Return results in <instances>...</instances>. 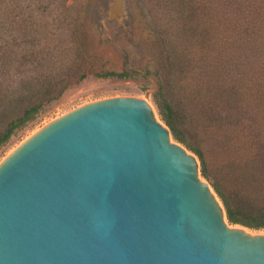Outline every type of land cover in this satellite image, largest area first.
Returning a JSON list of instances; mask_svg holds the SVG:
<instances>
[{"label":"water","instance_id":"water-1","mask_svg":"<svg viewBox=\"0 0 264 264\" xmlns=\"http://www.w3.org/2000/svg\"><path fill=\"white\" fill-rule=\"evenodd\" d=\"M203 179L146 99L81 106L1 162L0 264H264Z\"/></svg>","mask_w":264,"mask_h":264},{"label":"trees","instance_id":"trees-1","mask_svg":"<svg viewBox=\"0 0 264 264\" xmlns=\"http://www.w3.org/2000/svg\"><path fill=\"white\" fill-rule=\"evenodd\" d=\"M41 1L0 0V149L19 130L34 123L40 112L71 85L91 75L103 79L133 77L125 71L107 69L103 64L96 67L83 63L85 65L80 66L84 69L78 66L77 78L73 80L74 76L70 75L75 63L72 54L84 41L68 19L72 20L81 0H71L68 6L62 0L55 5L57 10L49 9ZM148 1L158 13L152 17L158 43L165 52V61L158 63L153 71L146 68L156 85L151 98L161 122L169 129L172 139L198 159L200 174L220 200L228 223L264 230V107L256 111L253 106L246 110L247 105H244L230 115L221 117L219 114L222 105L231 106L243 100L246 94L239 84L247 80L253 70L264 73V0ZM221 9L227 13L224 18L229 20L215 26ZM55 15L58 17L56 26L51 28L50 17ZM58 31L64 33L57 34ZM217 34L220 41L213 39ZM206 43L215 48L200 62L210 59L204 67L208 71L212 68L214 75L213 78L209 75L207 90L197 96V78L193 75L200 77L202 72L199 64L195 70L194 57L197 59L198 51L204 52ZM221 48L223 59L213 58L214 49L219 55ZM226 49L233 51L232 57L224 56ZM12 70L24 77L23 93L9 100L14 84H7L4 78ZM186 90L199 113L218 123L222 131H231L237 126L232 138L236 141L234 167L244 172L239 177L236 174L234 180L220 172L218 159L224 144L217 145L216 138L206 130L209 124L196 123L194 108L189 109L180 101V93ZM248 96L253 99L252 94ZM245 117L248 124L244 127Z\"/></svg>","mask_w":264,"mask_h":264},{"label":"rangeland","instance_id":"rangeland-1","mask_svg":"<svg viewBox=\"0 0 264 264\" xmlns=\"http://www.w3.org/2000/svg\"><path fill=\"white\" fill-rule=\"evenodd\" d=\"M60 1L62 0H42L41 2H44V5L49 9L57 10L55 5ZM71 3V0H65L67 6ZM153 8L152 2L148 0L78 1V7L76 11L73 12L72 20L68 19L74 24L72 28L75 27L76 30L80 32V38H83L84 41V44L78 45L77 49L73 51L72 54L75 63L73 64L74 67H70V75L74 76L73 80L77 78L75 72L77 67L79 66L80 69H84L80 65H85L86 63L87 65H93L96 67L103 64V67L107 69L125 71L130 73L133 77L126 79H119L116 77L103 79L91 75L80 83L71 85L60 95V97H58L57 100L49 103L40 112L34 123L19 130L11 140L0 149V164L36 132L63 115L89 103L122 97L146 99L154 117L157 120H160L151 98V94L156 86L154 78L151 74L146 73V68L153 71L156 66H158V63L165 61V52L159 45L155 32V18L152 17V14L158 15V13L156 9L152 10ZM224 17H227V13L224 14L223 9H221V15L215 23V26L222 24L224 20L228 22L229 19H225ZM57 19L58 17L56 15L50 17L49 22L51 28L56 26L54 23ZM34 20L35 18L31 19L32 22H34ZM51 31H53V29ZM211 31L212 33H215V31ZM60 33L64 32H57V34ZM57 36L58 35H56V37ZM64 37L66 38V34ZM213 39L214 41H220V34L214 36ZM203 46L204 52L202 53L201 51H198L197 59L194 57L195 62L193 64L195 70L198 69L199 64L200 71L202 72L200 77L198 75H193L194 78H197L195 82L197 96L206 89L207 81H210V76L213 78L214 75V70L212 68L208 71L204 67L210 59L207 60V62L200 61L204 55H209L212 48L215 47L212 46L211 43H206ZM207 51H209V53L205 54ZM232 52V50L226 49L224 56L232 57ZM211 54L213 58L223 59L222 48L219 49V55L216 49H214ZM221 63L223 64V61H221ZM161 75L162 77L165 76L163 71ZM23 79L24 77H22V75L17 74V72L13 70L9 75L5 76L4 81H6L7 84L8 82L12 85L14 84V87L11 89V94H9V100L23 93L21 89V82ZM239 86L242 92L246 95L243 94V100L239 99L237 104L231 106L222 105L219 109L221 117L230 115L231 111L235 112L238 107H244V105H247L246 110H250L251 106H253L256 111H261L263 109L264 73L259 74L257 69L253 70V73L249 78L245 81H241ZM250 94H252L253 99L248 96ZM179 99L184 104L186 103V106L189 109L194 108L193 119L196 123L201 122V126L206 125V123L209 124L206 130L210 135L217 139V142L216 139H214L215 143L217 145L224 144L221 145L222 148L220 151L223 150V152L218 159L221 165L220 172L222 176L231 181L236 178V174H238L239 177L244 170L242 168L236 170L234 167V163L236 162L234 158L236 159V154L233 147L236 144V141L232 139L236 135L237 126L232 128L231 131H222L216 125L218 123L209 120L207 117L199 113V109L196 106L194 107L190 101L192 99L188 90L181 92ZM248 114L249 113L247 112V116L249 117ZM248 117L243 119L244 127L248 124ZM237 164L239 165V163ZM203 181L209 184L206 179H203ZM245 229L248 230V233L250 234L264 235V230Z\"/></svg>","mask_w":264,"mask_h":264},{"label":"bare ground","instance_id":"bare-ground-1","mask_svg":"<svg viewBox=\"0 0 264 264\" xmlns=\"http://www.w3.org/2000/svg\"><path fill=\"white\" fill-rule=\"evenodd\" d=\"M244 229V228H243ZM245 232H249L248 230L244 229Z\"/></svg>","mask_w":264,"mask_h":264}]
</instances>
